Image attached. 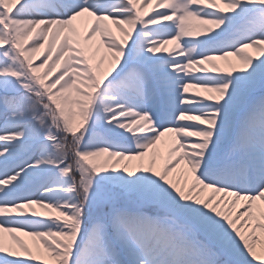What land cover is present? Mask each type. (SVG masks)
Masks as SVG:
<instances>
[{
	"label": "snow or ice",
	"instance_id": "obj_1",
	"mask_svg": "<svg viewBox=\"0 0 264 264\" xmlns=\"http://www.w3.org/2000/svg\"><path fill=\"white\" fill-rule=\"evenodd\" d=\"M0 264H264V0H0Z\"/></svg>",
	"mask_w": 264,
	"mask_h": 264
}]
</instances>
